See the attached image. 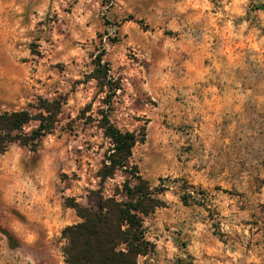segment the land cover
Instances as JSON below:
<instances>
[{"label":"rangeland","instance_id":"rangeland-1","mask_svg":"<svg viewBox=\"0 0 264 264\" xmlns=\"http://www.w3.org/2000/svg\"><path fill=\"white\" fill-rule=\"evenodd\" d=\"M257 1L0 0V112L62 101L35 150L13 142L0 153V264H65L61 230L80 219L63 203H96L109 146L99 110L143 136L131 161L158 191L137 264H264ZM98 57L108 95L90 77Z\"/></svg>","mask_w":264,"mask_h":264},{"label":"trees","instance_id":"trees-1","mask_svg":"<svg viewBox=\"0 0 264 264\" xmlns=\"http://www.w3.org/2000/svg\"><path fill=\"white\" fill-rule=\"evenodd\" d=\"M255 7L264 11V3L260 1ZM98 59L90 77L100 82L101 90L107 86L108 95V67L100 63V57ZM61 104L59 97H39L35 105H30L33 110L22 108L0 112V153L13 142L35 150L41 138L55 128ZM99 112L102 116L97 126L109 146L95 172L99 186L91 193L96 203L89 200L83 204L65 199L64 206L73 208L80 220L61 230L63 261L65 264H137L139 256L151 249L144 237L143 216L160 204L158 191L150 187L131 161L132 147L142 141L143 136L119 129L110 121L108 113ZM32 121L35 126L26 131L24 127ZM117 173L123 176L122 181L112 193L105 195L102 191L104 181ZM180 198L186 202L184 195Z\"/></svg>","mask_w":264,"mask_h":264}]
</instances>
